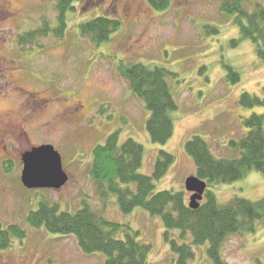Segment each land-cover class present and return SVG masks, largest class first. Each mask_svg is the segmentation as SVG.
I'll list each match as a JSON object with an SVG mask.
<instances>
[{
	"label": "rangeland",
	"instance_id": "1",
	"mask_svg": "<svg viewBox=\"0 0 264 264\" xmlns=\"http://www.w3.org/2000/svg\"><path fill=\"white\" fill-rule=\"evenodd\" d=\"M2 1L8 14H0V120L13 133L0 140V159L6 163L0 166V224L20 225L26 237L0 249V264H104L102 254H83L73 237L28 226L29 213L41 202L71 214L85 203L106 220L137 232V240L150 246L148 264H176L159 218L141 209L121 213L106 184L101 189L92 182V150L113 133H118L120 144L133 140L143 148L142 175L152 173L160 151L171 154L174 161L155 192H183L187 203L190 194L184 184L194 175L184 150L187 140L201 137L217 159L238 158L233 143L247 132L242 120L263 112L240 106L239 97L245 92L264 99V67L251 42L238 40L234 16L220 12L223 0H169L161 11L147 0H79L66 16L61 39L50 33L38 42L41 48L24 51L17 45L19 35L43 22L56 28L55 0ZM242 2L249 13L255 4L264 7V0ZM100 16L120 26L97 47L80 37L77 26ZM120 61L157 66L169 74L166 82L177 110L172 113L173 134L165 144L151 141L146 130L149 113L119 75ZM228 68L238 74V82L228 81ZM41 145L52 146L61 157L69 180L59 190H30L20 182L21 155ZM6 167H11L7 173ZM210 190L220 204L233 198L257 202L264 197V176L251 171ZM194 251L188 264H211L206 247ZM221 252L227 264H264V220L252 233L228 237Z\"/></svg>",
	"mask_w": 264,
	"mask_h": 264
},
{
	"label": "trees",
	"instance_id": "2",
	"mask_svg": "<svg viewBox=\"0 0 264 264\" xmlns=\"http://www.w3.org/2000/svg\"><path fill=\"white\" fill-rule=\"evenodd\" d=\"M79 0H55L56 28L46 22L39 28L22 33L17 38L21 50L30 51L40 47L38 42L49 37L64 36L66 16L74 12ZM151 7L161 11L169 0H147ZM243 0H223L220 12L234 16L239 30L238 40L251 42L254 54L264 67V7L255 4L249 13ZM119 21L106 17H96L79 24L81 38L90 40L97 47L110 40L118 30ZM208 32L217 30L206 27ZM234 45L235 41H231ZM119 75L128 84L132 95L143 101L149 113L146 130L155 144H165L173 134L172 113L177 104L166 82L169 75L157 66L125 64L119 62ZM228 81L236 83L239 76L228 68ZM239 104L244 108L262 109L261 114H252L242 120L246 134L234 147L240 156L233 160L217 159L208 144L199 136H193L184 144L185 153L194 165V176L206 184L203 201L195 210L189 208L185 193L163 190L155 192V184L165 175L174 157L160 151L150 175H142L143 148L133 140L120 144L118 133L106 138L103 145L92 150V163L89 176L98 188L106 184L110 193L116 196L121 213L129 214L141 209L151 217L159 218L164 228V240L176 257V264H188L195 257L194 249L206 247L211 264H227L222 257V246L228 237L249 234L257 222L264 220V197L257 202L233 198L227 204H220L210 190L218 185H227L243 179L249 172L256 171L264 176V99L242 93ZM6 172L11 170L6 167ZM101 188V189H102ZM27 225L43 228L54 236H71L83 254H102L104 264H148L150 246L137 240L138 233L127 226L110 222L95 213L85 203L83 208L71 214L59 212L56 205L41 202L36 211L30 212ZM25 230L20 225L1 227L0 249L9 248L11 241H22ZM121 235V236H119Z\"/></svg>",
	"mask_w": 264,
	"mask_h": 264
},
{
	"label": "water",
	"instance_id": "3",
	"mask_svg": "<svg viewBox=\"0 0 264 264\" xmlns=\"http://www.w3.org/2000/svg\"><path fill=\"white\" fill-rule=\"evenodd\" d=\"M21 184L26 189L59 190L68 182L62 169L61 157L50 145H41L22 156ZM185 191L190 195L188 206L195 210L203 198L206 184L195 176L185 180Z\"/></svg>",
	"mask_w": 264,
	"mask_h": 264
},
{
	"label": "flooded vegetation",
	"instance_id": "4",
	"mask_svg": "<svg viewBox=\"0 0 264 264\" xmlns=\"http://www.w3.org/2000/svg\"><path fill=\"white\" fill-rule=\"evenodd\" d=\"M0 14H3V15L8 14L7 4L4 1H2V0H0ZM79 107H81V106H79ZM77 111H78V108L72 109L70 113H71V115H73V113L76 114ZM12 133H13L12 130L2 127V119H1L0 120V140H1V142H4L6 139L12 138ZM3 151H2V149H0V153L3 152ZM23 155H21V158H22ZM2 159L3 158L0 159V166L2 164H3V166L6 164L5 162H3Z\"/></svg>",
	"mask_w": 264,
	"mask_h": 264
}]
</instances>
